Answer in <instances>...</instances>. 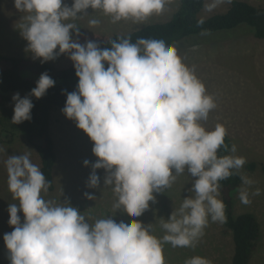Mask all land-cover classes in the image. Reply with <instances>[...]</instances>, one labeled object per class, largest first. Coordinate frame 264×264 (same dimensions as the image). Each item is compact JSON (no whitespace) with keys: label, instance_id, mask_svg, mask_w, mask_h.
Masks as SVG:
<instances>
[{"label":"clouds","instance_id":"9594fccd","mask_svg":"<svg viewBox=\"0 0 264 264\" xmlns=\"http://www.w3.org/2000/svg\"><path fill=\"white\" fill-rule=\"evenodd\" d=\"M169 0H14L23 15L17 28L28 41L27 50L41 63L68 54L78 77L76 90L66 94L63 114L76 122L94 146L88 187L97 188L104 169V185L117 197L114 209L140 217L155 202L154 193L170 188L185 173L193 178L190 195L167 219L161 218L164 235L152 234V225L137 219L116 222L108 216L89 223L81 211L64 201L46 200L50 182L30 153L11 155L4 161L10 203L9 225L3 237L10 264H165L164 244L195 248L209 223L226 221L225 204L219 199L220 181L239 173L245 158L219 155L235 153L225 143L226 128L205 121L216 108L214 98L194 69L183 63L177 49L162 39L120 37L101 48L87 40L81 44L79 27L70 21L100 10L113 23L143 22L164 11ZM91 19L90 26H97ZM58 49V51H57ZM107 65V67H106ZM55 81L44 72L30 93L13 94L12 122L31 119L32 97L42 98ZM0 147V153L5 152ZM85 160L84 165L88 166ZM242 185L253 181L241 177ZM254 195H259L257 189ZM248 204L249 191L238 192ZM89 200L95 195L85 193ZM18 212L23 213V221ZM184 264H211L201 256Z\"/></svg>","mask_w":264,"mask_h":264},{"label":"rangeland","instance_id":"374dc122","mask_svg":"<svg viewBox=\"0 0 264 264\" xmlns=\"http://www.w3.org/2000/svg\"><path fill=\"white\" fill-rule=\"evenodd\" d=\"M254 6H264V0H239ZM71 6L73 0H64ZM179 0H169L164 11L149 17L147 20L135 23L131 20H121L113 23L100 10L87 9L89 15H83L70 21L79 27L80 35L73 32V39L81 44L87 40L98 45L115 35H125L141 27L155 23H165L177 11ZM228 8L222 0H205L204 8L199 17L206 19L210 16L224 13ZM22 13L14 7V0H0V54L21 58L23 74L35 83L40 76L35 75V63L40 59L33 58L27 50L28 41L25 40L17 28ZM91 19H98L97 26H90ZM200 39L183 40L174 47L178 55L189 68L194 69L196 76L206 87L207 94L214 98L216 108L210 111L208 120L203 122L206 129L215 128L221 124L226 128L230 147L236 145L235 155L245 158L246 163L239 170L240 177L253 181L248 185V204L241 203L239 189L233 197L232 215L243 213L253 214L260 226V237L256 249L252 253L249 264H264V40L251 36L235 39L215 41L203 35ZM189 42L190 44L189 46ZM58 51V49H57ZM52 68L66 67L72 63L68 54H61L56 59L45 62ZM20 94V93H19ZM13 94L7 96L3 109L13 117ZM22 98V94H20ZM4 115L0 112V119ZM50 131L54 140L57 158L54 169V185L52 192L42 193L46 200L57 203L69 202L78 208L89 223L101 218L115 219L116 222L127 223L131 219L141 221L145 226L152 225V234L158 238L164 235L160 227L161 218L167 219L171 212L178 208L183 198L190 195L193 178L187 173L179 176L170 188L163 192L154 193L155 202H149V208L140 217H130L123 209L115 210L117 197L111 186L104 185L106 172L97 169L100 183L97 188L88 187V179L92 172V163L98 158L94 156L93 142L83 130L76 126V122L68 119L62 109H56L51 114ZM5 133L0 131V147L6 151L0 153V264H10L9 253L4 242V235L13 228L9 225L10 203H15L12 193L8 189V176L4 161L8 156L30 153L31 161L40 167L39 157L20 134L15 132L11 143L6 142ZM88 160V166L84 161ZM252 166V169L249 167ZM259 189L260 194L254 195ZM85 193L95 195V200H89ZM221 199V195H219ZM23 221V213L18 212ZM165 264H184L186 259L193 256L207 258L211 264H231L233 243L230 232L222 223L210 222L205 234L199 239L195 248L172 247L164 244Z\"/></svg>","mask_w":264,"mask_h":264},{"label":"trees","instance_id":"16d2710c","mask_svg":"<svg viewBox=\"0 0 264 264\" xmlns=\"http://www.w3.org/2000/svg\"><path fill=\"white\" fill-rule=\"evenodd\" d=\"M222 1L228 4L224 13L202 19L199 14L204 8L205 0H179V7L169 21L146 25L125 35L112 36L99 46L110 47V42L120 37H130L133 43L140 37L162 39L166 44L173 46L183 40L200 39L204 37V34L215 41L243 36L264 40V6L257 7L239 0ZM190 44L189 42V46ZM23 63L21 58L0 54L1 106L8 95L18 92L23 98L36 86L33 80L24 76ZM35 66V75L40 76L47 72L55 81V85L49 88L42 98L32 97L34 107L31 110L30 120L15 124L11 121L12 116L8 111L0 107V112L4 115L0 119V131L8 136L7 143L12 142L17 132L35 149L40 161V170L51 185L48 192H52L55 189L53 177L57 158L50 131L51 114L56 109L64 108L66 94L76 90L78 77L75 75L73 62L58 69L52 68L45 62H37ZM212 129L214 128L208 130ZM225 143L230 147L227 135ZM227 153L228 151L223 148L219 150V155H227ZM249 168L252 169V166ZM240 183L241 177L238 173L220 181L219 187L226 214V221L222 223V226L230 232L234 247L231 264H249L260 237V226L253 214L243 213L236 217L232 215L233 197Z\"/></svg>","mask_w":264,"mask_h":264}]
</instances>
